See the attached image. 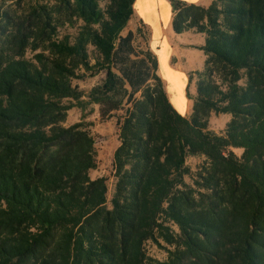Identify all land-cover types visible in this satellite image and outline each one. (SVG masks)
<instances>
[{
	"label": "trees",
	"instance_id": "trees-1",
	"mask_svg": "<svg viewBox=\"0 0 264 264\" xmlns=\"http://www.w3.org/2000/svg\"><path fill=\"white\" fill-rule=\"evenodd\" d=\"M133 3L0 9V264H264V0H169L174 33L204 34L188 116L156 55L122 34ZM76 20L74 35L59 34ZM100 71L86 94L72 84ZM87 104L101 119L122 111L109 207L106 179L89 176L94 137L62 124ZM211 112L230 115L223 134L208 129ZM190 155L204 157L194 174ZM147 241L166 258L147 255Z\"/></svg>",
	"mask_w": 264,
	"mask_h": 264
},
{
	"label": "rangeland",
	"instance_id": "rangeland-1",
	"mask_svg": "<svg viewBox=\"0 0 264 264\" xmlns=\"http://www.w3.org/2000/svg\"><path fill=\"white\" fill-rule=\"evenodd\" d=\"M59 0H0V9L4 10L10 16H20L24 14L29 6L36 3L47 4L49 6L55 5ZM100 6L104 8L105 1H100ZM82 22L76 20L73 25L64 24L59 27V34L68 33L74 35L77 28ZM140 28V32L136 34V28ZM128 30H132L135 33L133 39V44L137 50L149 48V40L152 38L150 28L140 24L136 21V17H132L128 22L126 29L122 32L125 34ZM164 39L157 42V48H154L155 41H152L151 50L153 54L159 53V69L157 73L162 78L165 90L167 91V96L171 104L180 111H188V115L191 113L192 100L186 95L188 90L191 96L195 95V80H193L188 89L186 90L187 77L177 71L171 64H180L185 69H201L204 61V53L201 49L189 46H183L189 42L197 43L198 38H190L187 35H179L172 31L171 25L165 27ZM160 30L154 29V35H160ZM171 41L174 48L176 49L175 57L172 58V63H169V49L166 44ZM88 52L91 57V62H93V49L91 46L88 47ZM26 57H31L32 52L30 50L26 51ZM179 61V62H178ZM179 76L180 86L176 93L177 85L173 81ZM104 77V71H100L94 76H85L82 79H73L72 84L77 85L85 94L89 89L99 83ZM179 83V82H178ZM185 84V86H184ZM178 94V95H176ZM139 94H136L138 96ZM85 100L86 97H83ZM66 102V100H65ZM98 104H87L83 110L77 106L70 108L67 111V116L65 121L62 123L64 126H68L75 122H81L87 130L91 133L95 140V167L89 171V176L91 178L104 177L106 179L107 185V206H110V199L114 190L115 178L113 176V152L118 145V129L116 125L117 116L122 114V111L115 113L116 115L111 116L107 119H101L98 112ZM186 115V114H185ZM186 115V116H188ZM230 118L229 114L219 113L215 114L211 112L208 117V129L217 133L223 134L226 123ZM237 157L241 155V148H229ZM204 157L201 155H190L186 158V165L190 168L191 173L194 174L197 169L203 164ZM185 181L191 183V177L185 176ZM145 252L147 255L157 259L164 260L166 258V252L164 249L157 247L151 241H147L144 245Z\"/></svg>",
	"mask_w": 264,
	"mask_h": 264
},
{
	"label": "crops",
	"instance_id": "crops-1",
	"mask_svg": "<svg viewBox=\"0 0 264 264\" xmlns=\"http://www.w3.org/2000/svg\"><path fill=\"white\" fill-rule=\"evenodd\" d=\"M184 1L193 2V3L203 5V6H207L212 0H184ZM133 11H134L133 16L136 17V21H138L140 24L150 28V31L152 32V34H151L152 38L149 40V44H148V47L151 50L152 41H155V40L156 41H158V40L162 41L164 39L165 27L170 24L171 6L169 3V0H134ZM154 29L160 30V32H161L160 35H157V36L154 35ZM181 34L187 35L191 39L192 38H198V42L196 44L189 42L187 44H184L183 46H189V47H195L196 46L197 48L200 49V47L204 43V34L203 33H196L193 30H188V31L179 33V35H181ZM156 41L154 43V48H156V50H158ZM166 44L168 45V49H169L168 60H169V63L171 64L172 58H176L175 53H176L177 48H174L175 46H173L171 41H168ZM155 55H156L157 63H158V68H157V70H158L159 69V53L157 52ZM204 59H205V55H204ZM171 65L177 71L183 73L186 77H187L188 72L196 70V69H185L180 64V62L177 64H171ZM186 80L187 79H185V82H186ZM184 86H185V84H184ZM166 93H167V91H166ZM175 109L182 115H185V114L188 115V111H187V113H185V110L180 111L177 108H175Z\"/></svg>",
	"mask_w": 264,
	"mask_h": 264
}]
</instances>
